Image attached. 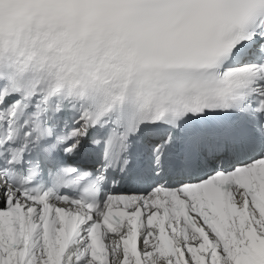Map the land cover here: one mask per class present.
<instances>
[{
	"label": "snow or ice",
	"instance_id": "snow-or-ice-1",
	"mask_svg": "<svg viewBox=\"0 0 264 264\" xmlns=\"http://www.w3.org/2000/svg\"><path fill=\"white\" fill-rule=\"evenodd\" d=\"M0 264H264V0H0Z\"/></svg>",
	"mask_w": 264,
	"mask_h": 264
}]
</instances>
